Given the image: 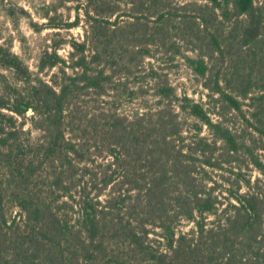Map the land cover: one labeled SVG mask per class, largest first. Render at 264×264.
I'll return each mask as SVG.
<instances>
[{
	"label": "trees",
	"instance_id": "1",
	"mask_svg": "<svg viewBox=\"0 0 264 264\" xmlns=\"http://www.w3.org/2000/svg\"><path fill=\"white\" fill-rule=\"evenodd\" d=\"M76 1L67 56L0 42V264H264V0Z\"/></svg>",
	"mask_w": 264,
	"mask_h": 264
},
{
	"label": "rangeland",
	"instance_id": "2",
	"mask_svg": "<svg viewBox=\"0 0 264 264\" xmlns=\"http://www.w3.org/2000/svg\"><path fill=\"white\" fill-rule=\"evenodd\" d=\"M76 0H5L0 1V42L11 45L12 50L23 57L32 70H36L39 56L45 48H50L56 44H62L59 53L67 56L71 47L66 43L72 38L82 39L84 34L82 18L79 26L54 27L53 24H64L73 22L76 19ZM22 9L28 14H24ZM9 10H13L15 15L11 18L6 15ZM32 22L41 26L40 31H36ZM170 44L163 49L166 52ZM170 73L171 81L176 84L178 92L182 94L186 91L189 96L198 101H202L209 106L208 90L201 85V80L196 78L192 71L184 63L179 66L171 62L161 64ZM124 103H127L124 100ZM128 106H138L137 101L129 102ZM247 108V107H245ZM217 118V116H216ZM258 138V135H256ZM264 157V149L260 151ZM253 180L262 177L258 170L251 171Z\"/></svg>",
	"mask_w": 264,
	"mask_h": 264
}]
</instances>
